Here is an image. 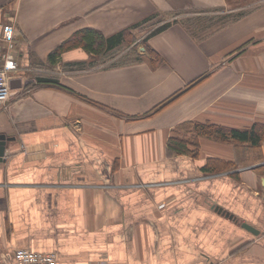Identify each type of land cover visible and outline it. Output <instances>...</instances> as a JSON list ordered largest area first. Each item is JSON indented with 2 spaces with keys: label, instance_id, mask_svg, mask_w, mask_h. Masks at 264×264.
I'll return each mask as SVG.
<instances>
[{
  "label": "crops",
  "instance_id": "obj_1",
  "mask_svg": "<svg viewBox=\"0 0 264 264\" xmlns=\"http://www.w3.org/2000/svg\"><path fill=\"white\" fill-rule=\"evenodd\" d=\"M255 3L215 32L197 16L207 21L193 36L185 12L226 11L225 0H0V30L14 28L12 48L0 39V68L15 63L14 95L0 105L11 140L0 264H15L18 248L56 264H264V0ZM152 16L181 18L140 34ZM84 29L128 31L122 41L154 53L66 69L97 59L79 45L52 57ZM191 123L257 137H199L195 157L168 150L170 135H194Z\"/></svg>",
  "mask_w": 264,
  "mask_h": 264
},
{
  "label": "trees",
  "instance_id": "obj_2",
  "mask_svg": "<svg viewBox=\"0 0 264 264\" xmlns=\"http://www.w3.org/2000/svg\"><path fill=\"white\" fill-rule=\"evenodd\" d=\"M226 5L230 4V1L232 2V6H237L235 5V1L239 2L240 0H225ZM245 1H251V0H245ZM238 7V6H237ZM223 10L222 8H215L213 10H208V11H221ZM252 9H248L247 11H240L234 15L231 19H228L225 24H221L218 26L213 27L212 29H208L209 32H215L220 29H222L224 26L233 23L237 20H239L241 17L245 16L246 14L249 13ZM198 12H206V11H189L185 12L187 14L191 13H198ZM175 14V13H174ZM182 14V13H178ZM177 16V15H174ZM172 17V16H171ZM164 16H152L151 18L147 19L143 24L151 25L153 24H158L159 26L154 29L149 36H152L158 32H161L165 30L169 26V21L168 22H163ZM189 20V19H188ZM163 22V23H161ZM186 29L191 35H196L197 33L191 31L189 27L186 26ZM206 30V29H205ZM128 34V31H123L120 32L116 35H113L110 38H105L101 33L94 31L92 29H84L82 31H79L75 35H73L68 41L64 42L63 45H61L58 49L55 50V54L52 57L58 56L60 52L66 50L69 47H75V46H82L87 52L90 53V55H97V59L93 61L92 63H83V64H68L64 68H70L69 70L74 69V70H86L90 67L94 66H99L101 64L108 63L111 59H113L117 52L120 51L122 46L124 45V40L125 36ZM148 36V37H149ZM147 37V38H148ZM124 38V39H123ZM145 44V43H144ZM145 50L151 54L154 53L152 49H150L146 44H145ZM140 62V56L137 55L136 51L134 53L130 54H125L120 56L118 59H115L111 63L107 65L106 68H115V67H122L128 64L132 63H137ZM105 69V68H104ZM38 85L39 84H51V85H58V80L53 79V78H43V77H38L37 78ZM176 96V95H175ZM173 96L171 97L168 101L174 100L176 97ZM161 107V106H160ZM193 125L192 132H194V135H187L184 137H178V135H170L167 141V148L171 152L175 154H189L193 155L194 157L197 156V152H191L189 147H197L198 146V138L199 137H208V138H213L218 141H222L224 138H231L234 140L243 139V140H251V141H256L255 137V132H251L250 135H246L245 132H240L238 130L230 129V130H225L222 129L218 126H214L211 124H198V123H191ZM230 132L229 135H222L225 132ZM170 153V152H169Z\"/></svg>",
  "mask_w": 264,
  "mask_h": 264
},
{
  "label": "rangeland",
  "instance_id": "obj_3",
  "mask_svg": "<svg viewBox=\"0 0 264 264\" xmlns=\"http://www.w3.org/2000/svg\"><path fill=\"white\" fill-rule=\"evenodd\" d=\"M257 0H251V1H245V0H240L239 2L235 1V5H237L236 7L235 6H232V2L230 1V4L229 5H226V11L224 10H221V11H209V12H198V13H191L189 14L190 16V20L189 21H186L184 24L189 27V29L193 32L196 31V28L198 27L197 25H199L197 23V18L198 19H202V18H207L209 21H213L215 24L218 25H221V21L224 22L225 20L223 19V17H225L226 19H231L232 17H234V15L240 11H247L248 9H252L254 6H256V2ZM201 15H205L204 17H197V16H201ZM229 16V18H228ZM186 17V15H184V18ZM236 17V16H235ZM234 17V18H235ZM174 18H177V19H180V17H174ZM174 18L172 19V17H166L164 18L163 22H170V20H174ZM183 18V19H184ZM188 18V17H186ZM203 21H207L206 19H202ZM161 22V23H163ZM155 26H158V24H153L151 25V23L149 25H146L141 29V31H138L140 32V34H144L145 32H149L151 29H154ZM143 32V33H142ZM147 32V33H148ZM138 34V33H137ZM135 34V35H137ZM146 35V34H145ZM144 35V36H145ZM135 39L133 37H131L128 41H125L124 45L122 46V48L120 49V51L117 52L116 56L111 59L108 63H105V64H101L99 65L100 67L102 66H107L109 63H111L112 61H114L115 59H118L120 56L122 55H125V54H132L136 51L137 53V48H144L145 49V45H144V42H138V44H135ZM138 55V54H137Z\"/></svg>",
  "mask_w": 264,
  "mask_h": 264
},
{
  "label": "built area",
  "instance_id": "obj_4",
  "mask_svg": "<svg viewBox=\"0 0 264 264\" xmlns=\"http://www.w3.org/2000/svg\"><path fill=\"white\" fill-rule=\"evenodd\" d=\"M14 28L9 24L1 27L0 39L8 48L13 46ZM0 58L7 60V54L0 51ZM4 61V62H5ZM15 69V63L11 66L4 65L0 68V105L6 104L14 94L9 87V72ZM15 264H56V258L53 253L33 252L28 249H17L14 252Z\"/></svg>",
  "mask_w": 264,
  "mask_h": 264
},
{
  "label": "water",
  "instance_id": "obj_5",
  "mask_svg": "<svg viewBox=\"0 0 264 264\" xmlns=\"http://www.w3.org/2000/svg\"><path fill=\"white\" fill-rule=\"evenodd\" d=\"M7 141H11L9 138H6L4 135L0 136V162L2 163V161L4 160L5 155H7L6 151H5V145ZM244 228H246L247 230H252L248 225L244 224L243 225Z\"/></svg>",
  "mask_w": 264,
  "mask_h": 264
}]
</instances>
